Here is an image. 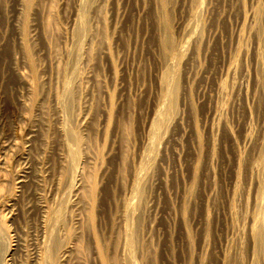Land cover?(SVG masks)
Listing matches in <instances>:
<instances>
[{
    "label": "rangeland",
    "instance_id": "rangeland-1",
    "mask_svg": "<svg viewBox=\"0 0 264 264\" xmlns=\"http://www.w3.org/2000/svg\"><path fill=\"white\" fill-rule=\"evenodd\" d=\"M190 1L0 0V264H250L264 0Z\"/></svg>",
    "mask_w": 264,
    "mask_h": 264
},
{
    "label": "bare ground",
    "instance_id": "bare-ground-1",
    "mask_svg": "<svg viewBox=\"0 0 264 264\" xmlns=\"http://www.w3.org/2000/svg\"><path fill=\"white\" fill-rule=\"evenodd\" d=\"M79 1L80 0H78V2ZM80 3L81 2H79V4ZM193 5H195V3H192V6ZM192 6L190 5V7H192ZM78 7H79V5H78ZM78 7H77V9H78ZM192 8L193 9L190 10V12H189L188 22H187V24L185 26V29H184V32L186 34H188V37L187 38H189V41H190V39L193 40V38H194V41H195V39L197 38V37L196 38L195 37L190 38L191 36L189 37V35H193L194 32L196 31L195 29L198 28L197 24H200V23H197V21L200 20L199 17H198L199 10H197V5L194 6V7H192ZM188 9H190V8H188ZM78 10H82V8H80ZM263 12H264V8H263V11H262V15L260 13H258L257 11H253V10H252L251 13L249 12L250 14H248V15L246 14L248 16L247 17V20H249V22L252 23L251 24V23L247 22L248 26H246V27H249V24H251V25H253V23L255 24L259 19H261L264 16V13ZM243 19L245 20L246 18L244 17ZM74 23H75V27L77 28V31L76 32H79L80 29H81V23L78 20H76V21L74 20ZM244 23H246V21ZM247 24H245V25H247ZM249 28H248V30L250 31L251 29H249ZM197 34H198V32H197ZM198 36H199V34H198ZM238 36H240V33L238 34ZM199 38L200 37H198V39ZM255 39H256L255 40L256 43L260 41L259 36H256ZM194 43L195 42H193V43L191 42L192 45ZM189 44H190V42H189ZM195 44H194V46H195ZM187 45H188V39L185 40L181 44V47H187ZM194 46H193V48H194ZM188 48H189V46H188ZM78 51H79V49L76 50V52L79 54ZM243 53H245V52H243ZM259 54L260 53L258 52V48H255L254 49V53H252V55L253 56L255 55V58H253L254 59L253 61H255V63L257 64V66L260 63L259 62V58H260L259 57L260 56ZM167 64L169 66L174 65V58L171 57L167 61ZM262 64H263V62H262ZM227 73L233 74V71H231L230 69H227ZM172 77H173L172 76V72H170V71L168 72L167 71L165 73V78H166L165 80L166 81L165 82L163 81L164 78H162V80H160V81H163L162 83L160 82L162 84V87L164 86L163 88H165V89L167 88V86L169 85V83L171 82V80H173ZM259 84L260 83H258L257 80L252 82V85H254V86H258ZM171 85H172V83H171ZM168 88H169V86H168ZM54 102H55V104L58 107L59 99L58 98H55ZM164 108H166L165 105L163 107L159 108L156 111L155 116H154V119L152 121V125L150 126L151 127L150 128V131H148V132H150L149 134L154 133V131L156 130L157 126L160 125L159 123L162 120L161 119L162 112H163V114L166 113V112L164 113V111H163V110H165ZM164 117H165V115L163 116V119H165ZM161 124H162V127H163V124H165V121H164V123L162 122ZM162 127H160V129ZM60 128H62V127H60ZM158 128H159V126H158ZM61 130H62V132L64 131L63 128ZM156 132L157 131H155V133ZM153 135L151 137H153ZM151 137L150 136L148 137L147 146L153 142L152 141L153 139ZM256 152H257V155H256L255 160L249 162V164H248L249 172L251 174L252 173L260 172L261 174L264 175V123H262V132H261L260 141L258 143V147H257V151ZM149 153L152 155L150 149H149ZM147 167H149V164L148 163L143 164L140 168L138 167L139 169L135 173L134 179H133V181H132V183L130 185L131 186V188H130L131 193H132V191H134L136 189L137 186H139L141 184V182L144 179L147 178V176H146V178H144L143 180H141L142 179V176L143 177L145 176L144 175V172L149 171V169ZM70 188H71V186H70ZM255 191H256V197H255L254 202H253L254 204L252 203L253 204L252 211H251L250 216H249V224H248L247 232H246V238L248 240L249 247H250V248H248V249H250V256H249L250 262H249V260H248V262L250 264H255V263L257 264V262L258 263L261 262V263L264 264V180L258 183V185L256 186V190ZM120 214H121L120 215V218L122 219V222H121L122 223V225H121L122 230L125 232V234L128 235V224H127V220L132 219L133 216H134V214H135L134 211H133V208H132V197L129 198L124 203L123 209H122V211H121ZM126 244H127V239L124 238V241H123L122 246H121V248H122L121 250H122V254H123V252L125 254L124 255L125 256V263L126 264H134L133 257L131 256V252L128 249V247H127ZM68 251H69V247H68V245L65 244L64 247H63V251L62 252H63V254H66ZM248 255H249V252H248Z\"/></svg>",
    "mask_w": 264,
    "mask_h": 264
}]
</instances>
